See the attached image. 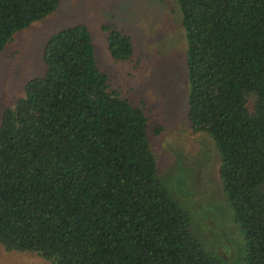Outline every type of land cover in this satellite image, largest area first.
I'll list each match as a JSON object with an SVG mask.
<instances>
[{
    "label": "trees",
    "instance_id": "obj_1",
    "mask_svg": "<svg viewBox=\"0 0 264 264\" xmlns=\"http://www.w3.org/2000/svg\"><path fill=\"white\" fill-rule=\"evenodd\" d=\"M178 2L188 44V117L220 155L241 243L211 251L190 229L187 205L159 176L144 109L110 85L91 30L78 23L48 40L44 74L2 110L5 249L52 264H264V0ZM59 4L0 0V52ZM104 29L111 56L130 60L132 37Z\"/></svg>",
    "mask_w": 264,
    "mask_h": 264
},
{
    "label": "rangeland",
    "instance_id": "obj_2",
    "mask_svg": "<svg viewBox=\"0 0 264 264\" xmlns=\"http://www.w3.org/2000/svg\"><path fill=\"white\" fill-rule=\"evenodd\" d=\"M78 23L91 30L97 62L110 85L144 109L159 176L187 205L190 229L211 251L224 253L230 243L229 250H235L242 234L219 177L220 155L211 137L195 132L188 117V44L178 0H60L53 14L17 32L0 52V124L3 108L25 94L28 80L44 74L48 40ZM105 26L132 37L130 60L111 56ZM182 189L190 196L172 191ZM0 264L52 262L36 253L8 251L0 243Z\"/></svg>",
    "mask_w": 264,
    "mask_h": 264
}]
</instances>
